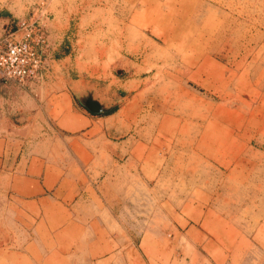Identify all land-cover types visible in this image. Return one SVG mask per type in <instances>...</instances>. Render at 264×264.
<instances>
[{"label": "rangeland", "instance_id": "1", "mask_svg": "<svg viewBox=\"0 0 264 264\" xmlns=\"http://www.w3.org/2000/svg\"><path fill=\"white\" fill-rule=\"evenodd\" d=\"M24 21L43 60L25 94L54 129L61 90L89 112L92 133L57 132L118 196L102 227L131 249L101 264H264V0H0V49Z\"/></svg>", "mask_w": 264, "mask_h": 264}, {"label": "crops", "instance_id": "2", "mask_svg": "<svg viewBox=\"0 0 264 264\" xmlns=\"http://www.w3.org/2000/svg\"><path fill=\"white\" fill-rule=\"evenodd\" d=\"M3 26L8 33V25ZM6 84L0 83V260L47 264L49 259L74 254L84 258L83 264H101L113 254L122 255L125 248L130 250L131 238L120 245V236L102 227L104 203L108 201L110 208L118 196L114 188L95 184L97 154L84 152L81 136L74 134L67 145V138L57 132L92 133L93 127L84 119L89 112L64 106L60 99L66 92L61 90L49 98L50 108H46L53 113L54 129L38 118L39 110L45 109L43 100L32 101L25 94L31 83ZM35 125L38 131L32 133ZM50 134L57 138H48ZM111 167L106 169L112 171Z\"/></svg>", "mask_w": 264, "mask_h": 264}, {"label": "built area", "instance_id": "3", "mask_svg": "<svg viewBox=\"0 0 264 264\" xmlns=\"http://www.w3.org/2000/svg\"><path fill=\"white\" fill-rule=\"evenodd\" d=\"M36 33L32 24L24 21L5 36L4 46L0 49V79L25 84L37 78L43 60L37 48L40 36Z\"/></svg>", "mask_w": 264, "mask_h": 264}, {"label": "water", "instance_id": "4", "mask_svg": "<svg viewBox=\"0 0 264 264\" xmlns=\"http://www.w3.org/2000/svg\"><path fill=\"white\" fill-rule=\"evenodd\" d=\"M80 101L94 113H101V111H108L111 109V106L105 105L102 101L100 102L98 99L93 97L91 93L80 96Z\"/></svg>", "mask_w": 264, "mask_h": 264}, {"label": "bare ground", "instance_id": "5", "mask_svg": "<svg viewBox=\"0 0 264 264\" xmlns=\"http://www.w3.org/2000/svg\"><path fill=\"white\" fill-rule=\"evenodd\" d=\"M165 43V42H164ZM108 62V61H107ZM104 66V65H103ZM112 83V82H111ZM110 88V87H109Z\"/></svg>", "mask_w": 264, "mask_h": 264}]
</instances>
